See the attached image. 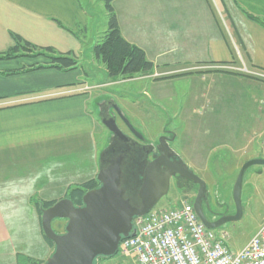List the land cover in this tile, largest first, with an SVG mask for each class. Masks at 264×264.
Returning a JSON list of instances; mask_svg holds the SVG:
<instances>
[{
	"label": "crops",
	"instance_id": "1",
	"mask_svg": "<svg viewBox=\"0 0 264 264\" xmlns=\"http://www.w3.org/2000/svg\"><path fill=\"white\" fill-rule=\"evenodd\" d=\"M113 5L123 36L154 63L150 76L191 72L202 80L211 79V85L223 80L264 87V81L245 71H264V0H114ZM91 17L82 0H0V55L14 46L15 36L34 46L79 55L84 45L79 32L83 27L87 31ZM45 61L44 57H0V264H25L20 258L45 261L54 246L44 235L34 199L41 193H46L39 196L45 201L64 198L72 184L96 178L101 165L96 148L89 173L66 183L57 180L66 166L57 155L71 158L77 151L73 144L79 142L87 157L97 123L88 108L90 91H79L90 85L82 74L30 69ZM262 121L257 137L245 133L244 141L232 143V158L243 161L235 166L262 157L260 152L264 156V117ZM36 154H47L49 160L34 163ZM35 165L44 166L43 179L38 175V180L34 170L26 176L19 170ZM9 168L20 173L9 175ZM16 199H25L23 207H32L34 240L11 236L6 214H16L20 205L19 200L12 202Z\"/></svg>",
	"mask_w": 264,
	"mask_h": 264
},
{
	"label": "rangeland",
	"instance_id": "2",
	"mask_svg": "<svg viewBox=\"0 0 264 264\" xmlns=\"http://www.w3.org/2000/svg\"><path fill=\"white\" fill-rule=\"evenodd\" d=\"M82 2L89 9L92 17L87 31L83 27L79 32L84 40L83 49L79 55H76L79 65L76 69L62 72L82 74V79L94 86L89 90L91 100L88 102V108L97 123L94 130L95 139L93 145L87 147V157L84 147L79 142L73 144L74 150L77 151L71 158L57 155V159L66 162L64 166L66 169L63 168V171L58 173L57 180L62 183L65 180L66 183L77 175L89 173L96 148L100 162L104 150L112 143L113 134L101 122L99 104L111 100L119 105L132 125L146 137L143 144L155 145L166 133L165 129L170 130L173 133L171 146L176 148L183 161L189 165L201 163V166L192 168L208 183L214 210L217 213H234L236 208L233 186L241 168L235 165L243 161L232 158L233 155L235 156L232 153L234 146L232 143L240 144L244 141L245 133L252 137H257L260 133L264 117V87L253 89L251 86L235 85L223 80L211 85V79L202 80L200 76L176 74L177 72L160 78L150 76L149 73L136 74L133 78L124 76L111 78L103 62L96 58L93 51L108 28L109 15L106 2L105 0H82ZM115 114V111L110 109L109 115ZM117 122L127 135L138 141L124 122L120 120ZM260 154L264 157L263 153ZM222 155L229 158L223 159L220 157ZM48 160L47 154L44 157H37L36 154L32 161L45 164ZM9 170V175L20 173L16 168ZM19 170L24 171L25 176L34 170L37 178L38 175L42 179L44 177V166L35 165ZM75 186V183L72 184V187ZM41 194L46 195V193ZM39 196L34 200H42ZM192 199L173 185L156 207L178 206L184 200ZM17 200L20 205L16 214L9 212L6 214L11 236L34 240L35 233L31 226L32 207H23L22 204L27 205L25 199H16L12 202L16 204ZM242 204V218L222 226L229 233L226 244L233 251L244 247L263 223L264 165H254L247 170L243 181ZM65 224V220H55L53 227L56 231L62 232ZM20 261L31 263L34 260L20 258ZM97 264L139 263L134 254L125 255L119 252L113 257L98 258Z\"/></svg>",
	"mask_w": 264,
	"mask_h": 264
},
{
	"label": "water",
	"instance_id": "3",
	"mask_svg": "<svg viewBox=\"0 0 264 264\" xmlns=\"http://www.w3.org/2000/svg\"><path fill=\"white\" fill-rule=\"evenodd\" d=\"M112 107L138 141L120 128L116 114L101 115V122L113 134V140L101 157L96 177L99 185L83 195L82 205H75L65 196L42 208L44 235L54 243L53 252L42 264H97L99 257L116 256L123 239L135 235L134 218L146 215L157 206L169 193L172 179L177 182L178 178H184L199 185L191 203L207 228L221 229L224 224L236 222L243 216L244 176L251 166L264 165V157L249 159L241 166L233 186L235 212L217 213L218 218L211 220L202 206L207 182L183 160L172 157L169 145L162 139L163 150L148 160L151 151L139 143L145 142L146 137L132 125L115 101H112ZM165 132L172 133L170 130ZM166 140L169 143L173 138L166 137ZM142 154L146 162L141 164L140 170L135 160ZM55 220L66 221L64 231L55 230Z\"/></svg>",
	"mask_w": 264,
	"mask_h": 264
},
{
	"label": "built area",
	"instance_id": "4",
	"mask_svg": "<svg viewBox=\"0 0 264 264\" xmlns=\"http://www.w3.org/2000/svg\"><path fill=\"white\" fill-rule=\"evenodd\" d=\"M245 71L264 81V71ZM134 228L135 235L123 239L119 252L134 254L139 264H264V221L243 248L233 251L226 244L229 233L207 228L189 200L155 206L134 218Z\"/></svg>",
	"mask_w": 264,
	"mask_h": 264
},
{
	"label": "trees",
	"instance_id": "5",
	"mask_svg": "<svg viewBox=\"0 0 264 264\" xmlns=\"http://www.w3.org/2000/svg\"><path fill=\"white\" fill-rule=\"evenodd\" d=\"M105 2L108 10L109 22L108 28L103 33L101 40L93 48L96 58L103 62L106 72L111 78L118 76L133 78L136 74H147L151 72L154 68V63L148 59L146 52L123 36L118 16L113 5L114 0H105ZM262 23L264 24V22ZM14 39V46L6 53L1 54V58L10 59L18 56H32L44 57L46 59L45 62L30 66V69L55 68L61 71H68L76 69L79 65V61L74 54L61 53L52 47L34 46L18 36H15ZM140 156L145 160L143 155ZM136 165L138 167L140 166L138 169L141 170V165L139 163ZM98 185L99 182L96 178L90 179L70 188L66 196L70 197L75 205H82L83 195L88 190L94 189ZM55 202L56 200H39L37 201V205L40 207L41 212L42 208H47ZM47 241L54 246V243L51 240L47 239ZM43 262L44 261L34 260L31 263L25 262V264H42Z\"/></svg>",
	"mask_w": 264,
	"mask_h": 264
},
{
	"label": "flooded vegetation",
	"instance_id": "6",
	"mask_svg": "<svg viewBox=\"0 0 264 264\" xmlns=\"http://www.w3.org/2000/svg\"><path fill=\"white\" fill-rule=\"evenodd\" d=\"M99 107L101 109V115L103 114L104 116L106 117H109V111L110 109L114 110L113 107H112V101L111 100H108V101H105V103L103 104H99ZM115 111V110H114ZM116 113V112H115ZM117 116V121L120 120L121 122H123L121 120V118L116 114ZM167 130V128L165 129V131ZM166 137H169V138H173V133H164L157 141V143L155 145L151 144V143H148V144H143L142 142H139L140 144L142 145H145L147 147V149L149 151H151L148 155V160H152L153 159V156L154 154H159L162 150H163V147H162V142H164L165 144H168L169 145V154L174 157L176 160L178 161H181L182 159L178 156V153L173 149V147L171 146L172 144V141L167 143V140H166ZM160 139H162V142L160 141ZM135 141V140H134ZM146 149V148H144ZM144 149H143V153H144ZM144 156V154H142ZM146 160H144L142 158V156H139L136 160H135V163L136 164H142V163H145ZM192 170L193 168L190 167ZM194 171V170H193ZM195 172V171H194ZM176 186L180 191H182L183 194L187 195L188 197L190 198H195L197 193H198V190H199V185L188 180V179H184V178H178L177 182L174 181V179L171 180V187L172 186ZM207 186H208V183H207ZM213 200L210 196V191L207 189L206 191V196L204 197L203 201H202V206H203V209L205 211V214L206 216L211 219V220H214L215 218H218V214L217 212L214 210V204H213Z\"/></svg>",
	"mask_w": 264,
	"mask_h": 264
}]
</instances>
